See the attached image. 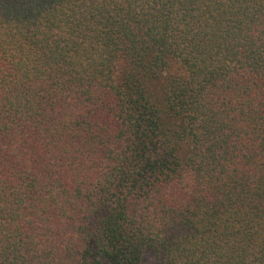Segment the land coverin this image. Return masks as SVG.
<instances>
[{"label":"trees","instance_id":"trees-1","mask_svg":"<svg viewBox=\"0 0 264 264\" xmlns=\"http://www.w3.org/2000/svg\"><path fill=\"white\" fill-rule=\"evenodd\" d=\"M264 264V0H0V264Z\"/></svg>","mask_w":264,"mask_h":264},{"label":"rangeland","instance_id":"rangeland-1","mask_svg":"<svg viewBox=\"0 0 264 264\" xmlns=\"http://www.w3.org/2000/svg\"><path fill=\"white\" fill-rule=\"evenodd\" d=\"M147 263L148 264H156V261L155 260H150L149 258L147 259Z\"/></svg>","mask_w":264,"mask_h":264}]
</instances>
